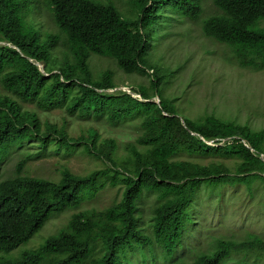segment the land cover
Listing matches in <instances>:
<instances>
[{
  "label": "trees",
  "instance_id": "obj_1",
  "mask_svg": "<svg viewBox=\"0 0 264 264\" xmlns=\"http://www.w3.org/2000/svg\"><path fill=\"white\" fill-rule=\"evenodd\" d=\"M207 1L0 0V264H264L263 232L216 236L203 250L188 244L206 209L242 189L264 195V128L180 116L179 97L164 89L183 69L148 59L163 21L179 13L229 46L239 66L264 68V0H212L220 12L205 17ZM97 59L118 69H97ZM118 70L149 78L132 88L142 99L111 91ZM56 110L61 119L50 117ZM134 121L139 135L124 147L100 131ZM76 153L105 167H64L58 181L25 173L39 156ZM14 154L16 170L3 177ZM108 188L121 198L88 206ZM67 211L68 223L39 248L12 255Z\"/></svg>",
  "mask_w": 264,
  "mask_h": 264
},
{
  "label": "rangeland",
  "instance_id": "obj_2",
  "mask_svg": "<svg viewBox=\"0 0 264 264\" xmlns=\"http://www.w3.org/2000/svg\"><path fill=\"white\" fill-rule=\"evenodd\" d=\"M114 2L124 8L128 0H114ZM219 12L212 0L206 2L205 17ZM174 17L163 21L164 28L156 35L155 45L150 49L148 59L163 69H183L167 83L169 85L164 89L167 96L179 97L175 104L179 109V115L198 120L206 115L215 114L222 119L250 124L253 128H264V68L256 71L239 66L230 47L206 37L200 23L185 20L179 13ZM93 64L97 69L110 65L109 62L101 59L93 60ZM110 66L118 69L113 64ZM148 82L149 78L146 76L129 75L118 70V87L111 91H126L142 99L139 93L132 91V88ZM153 100L159 102L158 97ZM27 106L34 107L33 104ZM50 117L61 119L62 111H53ZM71 122L73 124L71 133L80 134L79 122L74 119ZM100 131L105 136L110 135L117 139L119 145L124 147L138 137L139 124L137 121L118 126L104 124L100 127ZM19 160L18 154L9 157L2 176H12ZM210 161L211 158L204 160L203 163L208 164ZM224 162L231 167L234 165L231 159ZM64 167L78 174H88L95 169L105 167V163L80 153L68 156H39L28 162L25 173L58 181ZM120 198L119 188H108L88 206L100 210ZM152 201L153 198H150L146 203V220L150 216ZM263 201L264 195L250 199L242 189L232 198L225 199L222 204H214L212 209H206L210 217L203 218V221L197 225L195 229L197 234L189 236V246L203 250L216 236L246 235L248 232L264 233V209L261 208ZM72 213L73 211H67L52 219L29 243L22 244L23 246L15 250L12 255L39 248L50 234L57 232L68 223ZM206 227H210L208 235H206ZM234 262L235 260H230L225 264H234Z\"/></svg>",
  "mask_w": 264,
  "mask_h": 264
},
{
  "label": "water",
  "instance_id": "obj_3",
  "mask_svg": "<svg viewBox=\"0 0 264 264\" xmlns=\"http://www.w3.org/2000/svg\"><path fill=\"white\" fill-rule=\"evenodd\" d=\"M42 67V66H41ZM159 102H160V99H159Z\"/></svg>",
  "mask_w": 264,
  "mask_h": 264
},
{
  "label": "clouds",
  "instance_id": "obj_4",
  "mask_svg": "<svg viewBox=\"0 0 264 264\" xmlns=\"http://www.w3.org/2000/svg\"><path fill=\"white\" fill-rule=\"evenodd\" d=\"M160 99V98H159Z\"/></svg>",
  "mask_w": 264,
  "mask_h": 264
}]
</instances>
